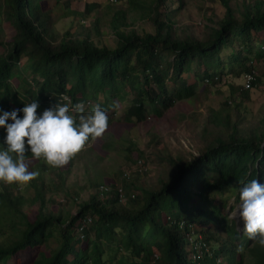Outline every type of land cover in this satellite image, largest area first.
I'll use <instances>...</instances> for the list:
<instances>
[{"label":"trees","instance_id":"1","mask_svg":"<svg viewBox=\"0 0 264 264\" xmlns=\"http://www.w3.org/2000/svg\"><path fill=\"white\" fill-rule=\"evenodd\" d=\"M211 1L225 14L201 42L174 30L185 0H110L127 12L113 20L118 44L109 49L70 31L71 39H54L59 11L86 18L63 0H0V26L14 33L0 42V109H20L33 99L40 102L38 114L56 103H82L86 112L100 105L108 111V131L115 123L138 126L163 118L194 100L201 86L252 73L255 64H264V3L237 12L231 0ZM127 13L144 14L155 33L121 32ZM237 121L214 114L210 123L222 135L199 157L157 158L165 168L161 178L152 189L133 186L138 194L124 188L102 193L107 185H94L101 194L81 203L76 215L48 208L47 168L26 153L39 172L29 183L33 195L0 183V264H264V247L230 217L243 183H264V131L241 133ZM3 136L0 129V141ZM128 151L146 163L144 153ZM69 172H58L63 192ZM33 207L31 219L27 210Z\"/></svg>","mask_w":264,"mask_h":264},{"label":"rangeland","instance_id":"2","mask_svg":"<svg viewBox=\"0 0 264 264\" xmlns=\"http://www.w3.org/2000/svg\"><path fill=\"white\" fill-rule=\"evenodd\" d=\"M256 2L264 3V0H231V5L239 12L244 6L254 5ZM63 3L73 11L85 14L86 18L65 17L59 11L54 18L56 41L71 39L67 35L70 31L74 37L80 35L83 39L90 38L100 47H117L118 36L113 20L127 12L122 5L112 4L110 0H63ZM185 3V7L175 18L174 30L181 38L204 42L212 30L217 28L225 11L220 4L211 0H185ZM121 32L154 34L155 28L151 19L144 14H129ZM13 37L11 29L0 26V42L7 43ZM3 51L0 48V55ZM254 66L255 70L252 72L256 73L259 82L252 91L247 92L242 88L245 75L239 78L229 77L216 87L203 85L194 100L179 104L163 118L152 117L138 126L115 123L102 137L76 154L72 165L69 161L61 168H52L43 161L47 168L43 179L48 208L56 213L63 211L65 215H76L81 203L89 201L92 195L101 194L99 190L98 193L93 190L94 185H107L109 189L124 188L126 192L137 194L139 191L133 190V186L140 189L155 188L154 184L165 170L157 158L193 160L199 157L206 145L222 135L221 129L210 123L214 114L222 118L230 116L233 122L240 120L237 123L241 133L264 131V64ZM121 114L119 110V115L122 116ZM130 148L144 153L146 163L136 151L130 154ZM26 163L30 171L37 164L34 160ZM59 170L70 171L66 174L64 192L59 186ZM17 187L24 191L30 188L29 184ZM29 190L30 192L25 193L27 197L33 195V189ZM238 207L239 205L230 217L241 225L243 221L237 214ZM27 212L33 219L37 207L29 208ZM191 259H194L193 255Z\"/></svg>","mask_w":264,"mask_h":264},{"label":"clouds","instance_id":"3","mask_svg":"<svg viewBox=\"0 0 264 264\" xmlns=\"http://www.w3.org/2000/svg\"><path fill=\"white\" fill-rule=\"evenodd\" d=\"M40 107L39 100L33 99L20 109H0V129L4 131L0 141V183L26 185L39 176L38 171L29 170L26 153L52 168L65 166L102 137L109 126L108 111L100 105L86 112L82 103L71 107L56 103L38 114ZM116 108L114 103L111 109ZM239 201L237 214L243 221V232L264 247V183L258 179L243 183Z\"/></svg>","mask_w":264,"mask_h":264},{"label":"built area","instance_id":"4","mask_svg":"<svg viewBox=\"0 0 264 264\" xmlns=\"http://www.w3.org/2000/svg\"><path fill=\"white\" fill-rule=\"evenodd\" d=\"M256 73L252 72L244 76L243 79V90L250 91L253 88L254 83L256 82ZM67 100V99H65ZM110 189L107 186H102L100 191L102 193L108 192ZM121 192V191H120Z\"/></svg>","mask_w":264,"mask_h":264}]
</instances>
